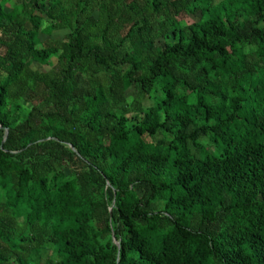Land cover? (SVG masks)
<instances>
[{
  "label": "trees",
  "instance_id": "trees-1",
  "mask_svg": "<svg viewBox=\"0 0 264 264\" xmlns=\"http://www.w3.org/2000/svg\"><path fill=\"white\" fill-rule=\"evenodd\" d=\"M8 2L0 264H264V0Z\"/></svg>",
  "mask_w": 264,
  "mask_h": 264
},
{
  "label": "rangeland",
  "instance_id": "rangeland-1",
  "mask_svg": "<svg viewBox=\"0 0 264 264\" xmlns=\"http://www.w3.org/2000/svg\"><path fill=\"white\" fill-rule=\"evenodd\" d=\"M10 1V0H9ZM13 5V2L10 1V3H8V5L6 4V9H10ZM180 20H183L187 23H191V21L193 20H196L195 16H193L192 18H188L186 16H183V17H180L179 18ZM65 34V31H55L53 32V34L51 35V38H55V39H61ZM41 38L45 39L46 37L44 36H41ZM37 69L41 70V71H47L49 68L47 66H44V67H39V66H35ZM207 141H205L206 143ZM209 149H211V146L208 147Z\"/></svg>",
  "mask_w": 264,
  "mask_h": 264
},
{
  "label": "crops",
  "instance_id": "crops-1",
  "mask_svg": "<svg viewBox=\"0 0 264 264\" xmlns=\"http://www.w3.org/2000/svg\"><path fill=\"white\" fill-rule=\"evenodd\" d=\"M10 1H12L13 3L15 2V0H10ZM10 1L8 3H10ZM8 3H7V5H8Z\"/></svg>",
  "mask_w": 264,
  "mask_h": 264
}]
</instances>
